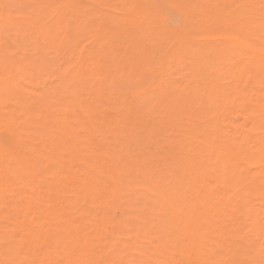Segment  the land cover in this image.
Wrapping results in <instances>:
<instances>
[{
    "label": "bare ground",
    "instance_id": "6f19581e",
    "mask_svg": "<svg viewBox=\"0 0 264 264\" xmlns=\"http://www.w3.org/2000/svg\"><path fill=\"white\" fill-rule=\"evenodd\" d=\"M177 254L264 264V0H0V264Z\"/></svg>",
    "mask_w": 264,
    "mask_h": 264
},
{
    "label": "rangeland",
    "instance_id": "374dc122",
    "mask_svg": "<svg viewBox=\"0 0 264 264\" xmlns=\"http://www.w3.org/2000/svg\"><path fill=\"white\" fill-rule=\"evenodd\" d=\"M174 258V257H173ZM172 258V259H173ZM173 262V264H186L187 261L184 260L180 254L175 255V258L171 261V263Z\"/></svg>",
    "mask_w": 264,
    "mask_h": 264
}]
</instances>
